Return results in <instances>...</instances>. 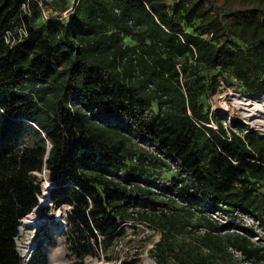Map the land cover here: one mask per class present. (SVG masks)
Instances as JSON below:
<instances>
[{"label": "trees", "instance_id": "obj_1", "mask_svg": "<svg viewBox=\"0 0 264 264\" xmlns=\"http://www.w3.org/2000/svg\"><path fill=\"white\" fill-rule=\"evenodd\" d=\"M20 26L25 35L6 44ZM189 58L264 96V0H0V264L45 262V226L26 263L15 244L19 219L39 204L32 172L42 169L51 202L69 206L64 238L81 261L122 221L157 230L156 264L264 257L262 238L235 218L264 230V133L204 111L195 72L182 91ZM132 137L175 174L149 179L147 158L167 163L143 149L129 165Z\"/></svg>", "mask_w": 264, "mask_h": 264}, {"label": "rangeland", "instance_id": "obj_2", "mask_svg": "<svg viewBox=\"0 0 264 264\" xmlns=\"http://www.w3.org/2000/svg\"><path fill=\"white\" fill-rule=\"evenodd\" d=\"M165 1L169 5L178 2V0ZM184 28L191 31V27L188 25H184ZM124 42L127 45L134 44L128 37H124ZM187 63L190 76L180 79L182 91L185 90L184 83H188L189 86L192 85V79L195 77L193 72H195L199 83L204 87V92L198 99L204 111L218 117L228 129H247L264 133V100L252 97V93L246 92L242 84L228 73L220 74L218 70H194L191 58L188 59ZM213 79L217 81L214 92L212 91L215 84ZM218 108L223 109L224 113H218ZM243 113H246V115ZM252 119L258 120L259 124H253ZM131 140L135 144L136 154L129 161V165L133 167L137 165L138 160L136 158L140 149L159 155L150 142L138 137H132ZM159 156L162 161H166V165H163L160 160L147 158L150 164L146 165V168L145 164L143 165L144 168L140 167L147 171L149 179L153 181L158 178L168 180L175 174V169L170 162L162 158L161 155ZM144 163L147 164V161ZM32 175L40 185L39 204L33 212L22 217L21 226L15 235L16 248L24 263L31 258L34 252L38 228L45 226L52 234V238L51 242L45 246L46 258L43 264H156L149 255V249L158 238L157 230L146 224L131 221L120 222L114 232L101 238V249L97 256L86 257L82 261L76 258L68 250L64 238V233L67 230L64 218L69 206L57 205L51 202L49 191L53 186L47 169L32 172ZM260 191L264 192V189H260ZM259 198L261 205H264V197L260 196ZM216 218L223 219V216L219 215ZM235 218L236 221L253 226L258 234L253 238H262L260 243H264V235H262L264 230L251 216L240 213L236 214ZM39 233H42V231ZM236 256V264H255L243 261L239 254H236ZM256 264H264V257Z\"/></svg>", "mask_w": 264, "mask_h": 264}, {"label": "built area", "instance_id": "obj_3", "mask_svg": "<svg viewBox=\"0 0 264 264\" xmlns=\"http://www.w3.org/2000/svg\"><path fill=\"white\" fill-rule=\"evenodd\" d=\"M72 5H73V2L71 3V5L69 6L68 9H66L63 13H62V16L64 17H67L71 11H72ZM29 5H28V2H25L21 5V13L22 14H27L29 15ZM22 35H25V28L24 26H20L18 29H17V35H13L10 31H7L3 37L4 41L6 44L12 46L14 43H16L18 41V39L21 38Z\"/></svg>", "mask_w": 264, "mask_h": 264}, {"label": "bare ground", "instance_id": "obj_4", "mask_svg": "<svg viewBox=\"0 0 264 264\" xmlns=\"http://www.w3.org/2000/svg\"><path fill=\"white\" fill-rule=\"evenodd\" d=\"M252 97H254V98H259V99L264 100V96H262V95H252ZM217 110H218V113H221V114L224 113V110H223V109L218 108ZM243 114H244V113H243ZM244 115H246V113H245ZM250 117H252V116H250ZM251 122H252L253 124H259L258 120H255V119H252ZM33 210H34V208H33L32 210H30L26 215H28V214H30L31 212H33ZM21 223H22V218H21V219L19 220V222H18V228H20ZM26 250H27V248H26Z\"/></svg>", "mask_w": 264, "mask_h": 264}]
</instances>
